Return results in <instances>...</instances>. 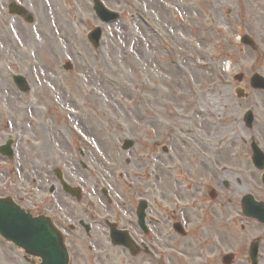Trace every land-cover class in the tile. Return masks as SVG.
<instances>
[{
    "label": "rangeland",
    "instance_id": "obj_1",
    "mask_svg": "<svg viewBox=\"0 0 264 264\" xmlns=\"http://www.w3.org/2000/svg\"><path fill=\"white\" fill-rule=\"evenodd\" d=\"M103 1L121 13L119 21L103 24L95 14L92 0H59L63 12L58 13L55 8L58 19L53 21L51 2L58 6L57 0H0V78L5 79L12 93L21 101V124L27 126L23 130H7L8 120L2 117L8 114H1L0 143L16 137L17 161L18 154L23 156L28 153L31 157L36 145L29 141L31 135L38 130L47 139L49 132L55 136L60 132V126L65 127V113L71 110L75 113L74 108H80L92 113L89 125H93L94 131L98 127L104 128L113 135L116 150L119 148L129 157L145 155L149 158L150 152L155 150L149 144L150 141L154 144V141L149 139L156 137L154 131L144 130L148 109L151 108L148 100L161 96L166 100L159 99V119L171 125L170 129L163 128L166 138L162 142H166L170 151L166 162L158 159L159 166L154 162L140 164L133 158L126 159L125 164H131L143 178L142 181H132L131 185L119 179L114 182L96 180L94 173L102 168L99 159L105 160V156L98 152L97 157L83 160L81 164L78 148L74 145L77 142L71 139L75 136L65 127V143L58 144L60 149L56 150L55 157L63 159L65 149L70 147L76 158L72 157L70 164L57 160V165L63 171L69 168L72 182L85 190V198L80 205L75 208L76 202L71 201L72 221L75 222L77 214L80 217L79 206L93 203L96 204L92 207L94 215H114L103 193L105 190L110 191L117 206L129 205L139 191H153L156 195L167 193L168 197L165 196L169 202H175V208L191 220L192 234L182 238L170 231V239L164 242L165 247L160 252L162 257L167 255L163 264H224L222 257L226 253L235 254L232 264H251L249 246L253 239L262 241L260 264H264V225L245 217L241 209L244 194H252L264 202V171L254 166L251 149L252 138L264 149V92L252 89L250 85L254 73L264 76V0ZM11 2L24 6L34 22L31 24L29 19L10 15L8 6ZM13 25L20 29L21 35L11 29ZM95 27H103L104 30L100 48H95L88 37ZM46 35L51 37V47L45 45ZM244 35L255 41L256 49L241 42ZM13 39L19 43L16 54L13 52ZM42 45L47 48L46 52L41 50ZM66 62L73 65L72 71L64 70ZM197 62L207 65L200 70ZM175 64L182 69L186 66H191L190 70L195 69L197 75L193 76V81L189 82L178 73ZM220 67L227 75L233 104L219 109L222 120L219 128L207 129L198 119L190 117L194 99L188 92L192 91L194 81L200 89L208 88L215 68ZM239 73L244 74L242 82L234 79ZM16 74L25 76L29 81L31 91L28 95L22 94L14 84L13 75ZM39 77L42 84H39ZM54 77L58 82H53ZM238 87L245 89L247 98L237 97L235 90ZM0 102L8 111L15 112V108L3 97H0ZM249 110H253L256 116L252 129L244 122V115ZM177 114L183 115L180 118L184 120L188 119L183 123L187 126L183 134L187 146L192 147L189 153L193 161L190 163L191 170L182 168L181 163L175 160L180 156L182 146L189 149L174 139L182 125L175 117ZM231 123L241 137L238 148L229 154L227 146L231 129L224 130L222 126ZM150 128L147 126V129ZM128 138L137 143L132 151L122 149ZM212 140L217 145L223 141L225 151L220 161L219 154L208 160L212 153H207V145ZM69 141H72L74 149ZM87 145V150L92 145L95 147L94 144ZM48 150L51 151L50 146ZM158 150L160 154L164 153L162 143L158 145ZM203 159L208 164L214 162L226 168L225 176L210 170L201 173L198 168ZM171 160H175L178 166L174 177L180 183L179 190L169 184L171 177L166 165ZM10 167L0 156V181L5 173L3 168ZM48 177L49 182L54 179L50 171L45 175V178ZM186 187H193L191 195L183 194L182 189ZM209 191L216 192L215 202L211 201ZM100 221L101 225L93 226L90 238L84 231L66 229L68 246L72 250L71 264H162L154 257L134 259L125 249L112 247L104 225L105 218ZM169 227L170 224L167 229ZM95 232L107 235L97 243L93 240ZM185 252L188 254L184 255ZM17 257V250L0 239V264H20L21 258ZM21 264L27 263L23 261Z\"/></svg>",
    "mask_w": 264,
    "mask_h": 264
},
{
    "label": "bare ground",
    "instance_id": "obj_2",
    "mask_svg": "<svg viewBox=\"0 0 264 264\" xmlns=\"http://www.w3.org/2000/svg\"><path fill=\"white\" fill-rule=\"evenodd\" d=\"M58 6H55L53 2H51V16H52V21L57 20V14L55 11V8L58 9V13L63 12V8L61 5H59V0H57ZM78 8V7H77ZM89 16V15H88ZM97 16V15H96ZM90 17V16H89ZM74 19H76V16H74ZM44 22V21H43ZM5 23V22H3ZM67 25V23H65ZM5 28H8V25L5 24ZM11 29L14 30V32L19 36L21 35L20 29L16 26L13 25ZM45 45L47 47L52 46V40L49 35H46V39L44 40ZM13 45H14V54L17 53L19 43L17 40L13 39ZM46 47L42 45L41 50L46 52ZM205 61H207L205 59ZM207 64L202 63V62H197V67L200 70H203L206 67ZM174 67L176 68L178 73L183 74L186 79L190 82L193 81V76L197 75L196 70H190L191 66H186L185 69H182L179 65L175 64ZM213 79L209 85L208 88L205 89H200L199 84H196L194 81L192 91L188 92L190 93L189 96L190 98L193 97V103L190 108V117L193 119H198L201 125H204L207 129H213V127H220L222 125V120L220 118V111L219 109L223 106L224 108L231 107L233 102L230 98V86L228 82L227 75L225 71L223 70L222 67L220 68H215V72L213 74ZM55 78V77H54ZM53 78L56 82V78ZM55 83V82H54ZM53 83L51 82V85ZM53 87V85H52ZM183 96L184 93L182 92ZM0 97H3L6 101H8L14 108L15 112L12 113L8 111L5 107V104L0 102V115L7 112L8 115L4 116L8 122H7V129L10 130L11 128H21L22 130L25 129L27 126L25 124H21L22 119L20 117L22 116L20 111H22V108L20 107L21 101L17 96H15L12 93V90L9 88L7 85L6 81L4 78H0ZM179 97V96H178ZM187 97V96H186ZM180 98V97H179ZM159 99L166 100L163 97H155L153 96L150 100H148L149 103H151V108L148 109V117H147V124L153 128L155 131H162V129L165 127V125L161 124L159 120ZM69 105V104H68ZM67 109L71 110L70 107H67ZM66 109V110H67ZM79 109V110H78ZM74 108L75 113H72L71 111L69 112V115L74 121L77 123L78 128L80 129V134L83 138H88L92 144L95 145L97 148V151L100 152L103 156H105V160L99 159L102 164L101 171L96 170L95 176L98 178H105V179H113L115 180L117 177L121 178L122 180H128L127 174H128V165H125L122 163V155L118 152L113 147V135L109 133L106 129L104 128H99L94 131L92 128L93 125H89V121L91 118V112L83 110L81 111L80 108ZM20 113V114H18ZM74 116V118H73ZM77 116L78 118H75ZM183 115H175L177 119L182 123L180 130H177L175 133L174 139L177 141H180L183 143V145L187 146L188 142L185 140V135L183 134V129H187V126H185L183 123L187 122L186 120L180 118ZM74 125L76 126V124ZM77 127V126H76ZM215 128V129H218ZM231 129V137L229 138L228 141V146H227V153H232L235 151L234 149L238 148V141L241 137V133H236L234 130V125L231 123L229 125H226L225 127L222 126V129ZM97 132V133H95ZM102 136L104 140H102ZM30 142H34L37 146L42 147L43 149L48 148V142L46 136L42 133L39 132L38 130L31 135V138L29 139ZM54 142L57 144H64L65 143V138L63 133L57 132L54 138ZM223 141L220 142L219 145L216 144L214 140H212V143L208 144V151H214L216 155L219 156V161L222 159L224 156V151L225 147L222 145ZM189 149H185L184 146L181 147V152L180 156L178 157V161L181 163L182 168H187L188 170H191V165H190V160L191 156L189 155L190 151H192L191 146H187ZM222 148V149H221ZM140 161V158L138 159ZM175 162L171 161L170 164L173 165ZM200 167L198 170L203 173V172H208L209 170L211 172H215L218 175L224 177L225 174L227 173L226 168L221 169H215L211 164L209 165L207 160H201ZM167 172L170 174V181L169 184L172 187H176L177 190L180 189V185L178 181L174 178L175 174V168L171 167L169 169H166ZM197 172L199 173V171ZM136 178L141 180V178L136 175ZM185 255L188 253H184Z\"/></svg>",
    "mask_w": 264,
    "mask_h": 264
},
{
    "label": "flooded vegetation",
    "instance_id": "obj_3",
    "mask_svg": "<svg viewBox=\"0 0 264 264\" xmlns=\"http://www.w3.org/2000/svg\"><path fill=\"white\" fill-rule=\"evenodd\" d=\"M65 158L67 163L70 164L72 155L69 153L68 155H66ZM28 162L29 161L27 156L24 157L23 161L21 162L22 173L26 174L25 177H22L20 180L12 181L10 183L8 181L11 178L10 173H7L3 177V184L9 191H1L0 196L11 197L19 206L23 207L29 215L35 217L40 215H47L55 222L56 225H58L59 227L60 225L65 227V224L67 223V218L71 217V205L69 202V199L71 198H68L70 196L65 192L62 185L57 179L56 182H53L51 184L48 190L45 187L49 183V181L47 182L45 178V175L48 171L45 170L43 172H39V170H37L36 178L34 177L33 169L29 167ZM28 174L32 175L27 177ZM63 176L64 180L68 184L72 185V177L69 168L68 171H65ZM47 190L50 191L51 195L53 196L51 202L50 199L48 201L47 197L41 198V195H43L44 192ZM151 195L152 194L149 191H139L138 193H135L133 201L130 205H128L127 208H125V210L130 208L128 212L123 213L122 215H117V222L121 223L127 217L130 218V225H128V227L132 229L131 235L133 236V238L137 241V243L144 247V251L142 252L143 255H150L152 253V246L154 245L156 240H158L161 244V239L166 236L167 232V214H162L161 212H159V210H155V208L152 207L150 204L147 209L146 215L147 221L152 226L153 233L155 234L154 237L149 234L143 233L137 223L138 200H148L147 197L151 198ZM80 212L82 215L79 219H82L79 222L80 226H83L81 224L82 221L94 222L95 215L93 212H90V209L88 207L81 208Z\"/></svg>",
    "mask_w": 264,
    "mask_h": 264
},
{
    "label": "water",
    "instance_id": "obj_4",
    "mask_svg": "<svg viewBox=\"0 0 264 264\" xmlns=\"http://www.w3.org/2000/svg\"><path fill=\"white\" fill-rule=\"evenodd\" d=\"M11 9L13 12L19 14L21 13V8L16 5H12ZM96 10L102 16L103 20L107 18H111V16L105 14V10L100 6L99 3L96 4ZM100 36H101L100 29H96L90 35L91 40L94 42L96 46L99 43ZM243 42L255 46L253 41L247 36L243 38ZM240 79H242V76H240ZM15 81L23 91H27L29 89L26 80L22 76H16ZM252 85L255 88L264 89V77L259 74H255L252 78ZM238 92L240 95L244 94L242 89H238ZM250 116L251 115H249L247 118L249 122H250ZM255 162L257 166H259V168H264V158L261 154H259L258 150H256ZM1 207H2V202H0V208ZM245 213L249 216H253L259 219L261 222H264V205L255 202L252 196L246 197ZM36 225H37V229L33 231L36 233L34 237L30 241L27 240L23 241L21 245L27 248L29 252L42 257L43 259L42 264H67V253L63 245V239L59 234V232L54 229L51 223L48 222H39ZM112 236L116 244H125L127 246H131V243L127 237L126 232H118L116 230L113 231ZM251 257L253 259V263L255 264L256 245H253L252 247ZM231 260L232 257L226 258L227 263H230Z\"/></svg>",
    "mask_w": 264,
    "mask_h": 264
}]
</instances>
